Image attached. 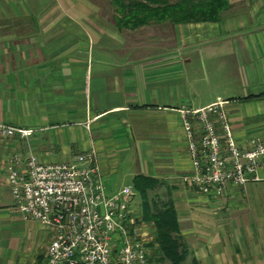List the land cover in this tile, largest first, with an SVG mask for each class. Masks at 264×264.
I'll return each instance as SVG.
<instances>
[{"label": "crops", "instance_id": "1", "mask_svg": "<svg viewBox=\"0 0 264 264\" xmlns=\"http://www.w3.org/2000/svg\"><path fill=\"white\" fill-rule=\"evenodd\" d=\"M227 1L215 21L131 28L114 0H0V123L31 130L0 136V264H44L51 237L14 205V153L21 165L93 154L106 195L131 185L147 264H171L151 247L156 226L183 244L186 264H264V168L220 195L182 181L181 108L225 100L240 147L264 135V0ZM138 177L152 181L139 188Z\"/></svg>", "mask_w": 264, "mask_h": 264}, {"label": "built area", "instance_id": "2", "mask_svg": "<svg viewBox=\"0 0 264 264\" xmlns=\"http://www.w3.org/2000/svg\"><path fill=\"white\" fill-rule=\"evenodd\" d=\"M227 101L181 108L182 127L192 162L182 181L200 192L220 195L227 186L259 180L264 168V135L245 148L233 139ZM31 130L0 123V136L26 137ZM7 158V183L14 205L25 219L50 231L44 264H147V248L139 227L132 225L131 185L106 195L93 154L43 163L34 154Z\"/></svg>", "mask_w": 264, "mask_h": 264}, {"label": "trees", "instance_id": "3", "mask_svg": "<svg viewBox=\"0 0 264 264\" xmlns=\"http://www.w3.org/2000/svg\"><path fill=\"white\" fill-rule=\"evenodd\" d=\"M117 2V0H115ZM116 11L119 26L135 28L152 22L167 20L172 23L215 21L219 13L228 5L227 0H118ZM135 183H149L150 179L138 177ZM140 188V187H139ZM142 189V187H141ZM147 219L154 222V217L148 213ZM156 222V218H155ZM154 222V223H155ZM156 250L162 260L171 264H186L183 262L186 249L177 238L161 226H156ZM148 261V259H147Z\"/></svg>", "mask_w": 264, "mask_h": 264}, {"label": "rangeland", "instance_id": "4", "mask_svg": "<svg viewBox=\"0 0 264 264\" xmlns=\"http://www.w3.org/2000/svg\"><path fill=\"white\" fill-rule=\"evenodd\" d=\"M111 1V3H112V0H110ZM114 2L115 3H112V4H110L111 6H113V7H115V8H117V7H119V5H118V0H117V2L114 0ZM105 6H107L106 4H105ZM229 120V119H228ZM231 129V128H230ZM232 131V130H231ZM232 135H233V133H232ZM233 139H234V137H233ZM235 140V139H234ZM236 142V141H235ZM237 143V142H236ZM191 167H192V162H191ZM191 172V171H190ZM135 226V225H134Z\"/></svg>", "mask_w": 264, "mask_h": 264}]
</instances>
